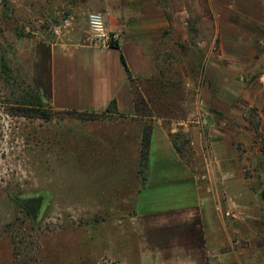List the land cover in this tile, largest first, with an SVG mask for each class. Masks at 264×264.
<instances>
[{"label": "rangeland", "instance_id": "rangeland-1", "mask_svg": "<svg viewBox=\"0 0 264 264\" xmlns=\"http://www.w3.org/2000/svg\"><path fill=\"white\" fill-rule=\"evenodd\" d=\"M112 1L0 0V264H209L204 200L181 209L197 202L185 185L207 188L229 132L246 178L264 174L249 164L251 153L264 154V102H246L241 93L251 85L223 67L209 0H155L170 22L162 35L148 24L157 18L154 0H122L149 35L141 60L148 73L133 75L138 109L96 121L53 109L50 40L74 26L60 29L63 19L82 13L102 12L107 24L112 7L96 9ZM40 83L52 120L20 114ZM146 124L153 138L143 186ZM23 201L37 202L36 217Z\"/></svg>", "mask_w": 264, "mask_h": 264}, {"label": "crops", "instance_id": "crops-1", "mask_svg": "<svg viewBox=\"0 0 264 264\" xmlns=\"http://www.w3.org/2000/svg\"><path fill=\"white\" fill-rule=\"evenodd\" d=\"M148 2L153 5V0ZM154 2L157 18L148 24L153 33L162 35L170 22L158 1ZM209 3L215 6L220 22L223 67L227 64L229 70L236 71L240 84L251 85V90L247 88L241 93L246 102H264V0H209ZM109 6L112 10L106 18L110 29L122 30V26L126 29L119 39V47L92 44L86 20L88 13H82L84 17L75 18L70 30L53 35L50 40L53 109L101 113L116 99L121 113L135 112L133 88L123 58L133 75L147 74L148 68L142 63V39L149 35L142 33L143 23L131 20L134 15L127 14V8L123 10L122 0L96 6V10ZM259 114L264 131V110L260 109ZM230 133L223 134L222 157L216 159L215 170L210 169L207 188L198 191L185 185L186 192L190 188L195 190L197 202L190 201L180 207L187 209L203 198L204 254L209 264H264V174L257 172L252 178H246L238 168L241 167L240 153L230 146ZM211 149L214 148L211 146ZM213 162L211 159L212 165ZM249 164L264 168V154L251 153Z\"/></svg>", "mask_w": 264, "mask_h": 264}, {"label": "trees", "instance_id": "trees-1", "mask_svg": "<svg viewBox=\"0 0 264 264\" xmlns=\"http://www.w3.org/2000/svg\"><path fill=\"white\" fill-rule=\"evenodd\" d=\"M116 47H119V43H115ZM123 62L126 66L127 69V73L129 76V79L131 81V84L133 85V82L135 80H137V78H135L133 76V74L131 73V71L129 70L126 60L123 58ZM162 75H164V72H161ZM138 80L141 81L142 77H138ZM133 87V86H132ZM39 90L38 94H35V96H32L33 98L29 101L28 103L30 104V107L23 109V111L20 112L21 115L24 116H29V117H38V118H42L45 120H52L53 118V112L51 108H47L44 107V103H45V95L43 92H40L43 90V85L40 83L39 87H36ZM134 90V89H133ZM42 93V94H40ZM134 93V98H135V109L137 110L139 107V99L141 98V94L140 91H138V94L140 97H135V90L133 91ZM143 99L141 98V101ZM50 101V98H49ZM47 102L48 104H50V102ZM14 113L16 114L18 109H14ZM71 113L73 114H78L81 116H88L90 114L94 115L92 121H96V120H102L104 118H107V116L112 115V114H119L122 115L123 113L120 112L119 108H118V103L117 100L114 99L110 105L108 106V108L103 111V112H88V111H78V110H69ZM139 116L146 118L149 115H145V114H139ZM152 138H153V126L151 124H146L143 130V138L141 140V150H140V154H141V162H140V166H139V176L141 177L143 186H147L148 181H149V165H150V158H151V146H152ZM176 150L178 151V153L182 156L183 155V149L178 146L177 141H173Z\"/></svg>", "mask_w": 264, "mask_h": 264}, {"label": "built area", "instance_id": "built-area-1", "mask_svg": "<svg viewBox=\"0 0 264 264\" xmlns=\"http://www.w3.org/2000/svg\"><path fill=\"white\" fill-rule=\"evenodd\" d=\"M74 17L65 18L60 23V29L71 28L74 24ZM87 24L91 32L92 44L98 47H116L122 37V30L107 28L106 20L102 12H90L87 15Z\"/></svg>", "mask_w": 264, "mask_h": 264}, {"label": "water", "instance_id": "water-1", "mask_svg": "<svg viewBox=\"0 0 264 264\" xmlns=\"http://www.w3.org/2000/svg\"><path fill=\"white\" fill-rule=\"evenodd\" d=\"M32 203V206H31ZM23 205L24 207L30 212V214L33 217H36L37 213H38V206H37V202L33 201V202H24L23 201ZM33 207V208H32Z\"/></svg>", "mask_w": 264, "mask_h": 264}, {"label": "flooded vegetation", "instance_id": "flooded-vegetation-1", "mask_svg": "<svg viewBox=\"0 0 264 264\" xmlns=\"http://www.w3.org/2000/svg\"><path fill=\"white\" fill-rule=\"evenodd\" d=\"M33 202V201H32ZM31 206H32V203H31ZM25 208V207H24ZM33 208V207H32ZM26 209V208H25ZM27 210V209H26Z\"/></svg>", "mask_w": 264, "mask_h": 264}]
</instances>
